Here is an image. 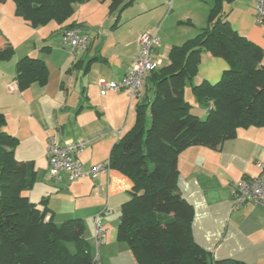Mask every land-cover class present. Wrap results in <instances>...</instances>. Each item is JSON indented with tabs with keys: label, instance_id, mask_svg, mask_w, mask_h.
<instances>
[{
	"label": "crops",
	"instance_id": "obj_1",
	"mask_svg": "<svg viewBox=\"0 0 264 264\" xmlns=\"http://www.w3.org/2000/svg\"><path fill=\"white\" fill-rule=\"evenodd\" d=\"M108 5L109 0L75 4L72 18L58 25L59 42L50 44L46 43L49 34L42 35L38 28L20 22L13 5L8 8L6 0L1 2L0 33L13 46L6 29L16 26L20 46L18 50L14 44L10 61L0 62V112L6 119L4 131L19 141L16 160L32 164L37 179L38 174L42 176L41 198L47 195L53 222L81 220L91 256L97 252L101 264H137L127 245L116 240L120 207L129 199V179L106 168L95 180L86 176L71 184L51 182L46 175V147L50 139L59 144L83 141L86 148L77 157L83 170L107 166L112 147L133 127L135 109L149 96L150 83L146 79L140 99H130L125 91L100 96L98 82L119 81L127 74L138 52L137 40L146 31L158 35L155 58L159 68L166 65L172 46L205 28L209 5L199 0H135L118 19L109 14ZM223 11L232 29L264 52V26L255 22V0H231ZM187 22L191 26L180 24ZM70 23L91 39L86 51L74 56L62 47ZM25 56L45 62L49 71L46 86L33 84L24 92L17 90L15 65ZM225 69L223 60L203 54L194 82L215 84ZM10 85L15 86L14 91L9 90ZM188 91L185 89L184 98L195 105ZM263 159L264 127L238 129L218 150L195 146L177 158V188L192 209L193 242L213 260L264 264L263 208L254 204L232 207L234 185L256 177L255 162ZM32 190L26 193L29 200ZM61 200L66 203L64 214L59 213ZM95 221L106 230L98 248Z\"/></svg>",
	"mask_w": 264,
	"mask_h": 264
},
{
	"label": "trees",
	"instance_id": "obj_2",
	"mask_svg": "<svg viewBox=\"0 0 264 264\" xmlns=\"http://www.w3.org/2000/svg\"><path fill=\"white\" fill-rule=\"evenodd\" d=\"M11 1L14 16L37 29L51 22L65 24L75 4L91 0ZM134 1L109 0V14L118 19ZM199 1L209 5L207 25L172 46L168 63L148 75L149 96L137 105L133 127L114 144L107 162L108 169L131 182L129 199L120 207L116 240L127 245L137 264H243L213 260L193 242L192 209L177 188V158L195 146L218 150L238 129L264 127V52L230 26L223 7L231 0ZM76 27L70 23L65 30ZM203 54L227 64L215 84H192ZM13 56L0 33V62ZM48 79L42 59L25 56L16 62L19 92L33 84L44 87ZM187 85L206 111L204 120L191 114L192 105L184 98ZM5 124L0 112V264H91L82 221L57 225L47 198L37 204L26 196L36 172L32 164L16 160L19 141L4 131Z\"/></svg>",
	"mask_w": 264,
	"mask_h": 264
},
{
	"label": "built area",
	"instance_id": "obj_3",
	"mask_svg": "<svg viewBox=\"0 0 264 264\" xmlns=\"http://www.w3.org/2000/svg\"><path fill=\"white\" fill-rule=\"evenodd\" d=\"M255 22L264 26V0H255ZM90 36L81 28L76 27L66 30L62 38V47L71 56L78 52H85L90 44ZM159 37L155 32H143L138 40V52L132 58L129 71L119 81H99V95L105 96L109 93L125 91L130 99H140L144 82L151 72L156 71L160 62L155 58V51L159 45ZM10 91L15 90L14 85L9 86ZM86 143L83 141L59 144L50 139L46 148L48 169L46 172L49 181L54 183H74L83 177L95 180L99 173L104 172L107 166L94 165L84 171L78 161V156L83 153ZM257 176L242 179L233 187L232 207L234 209L244 207L248 204L258 205L264 210V159L255 162ZM95 246L101 244V238L106 233L100 222H94ZM91 264H101L96 252L92 256Z\"/></svg>",
	"mask_w": 264,
	"mask_h": 264
},
{
	"label": "rangeland",
	"instance_id": "obj_4",
	"mask_svg": "<svg viewBox=\"0 0 264 264\" xmlns=\"http://www.w3.org/2000/svg\"><path fill=\"white\" fill-rule=\"evenodd\" d=\"M6 2H7V7L8 8L10 6H12V5L14 7V4H13V2L11 0H6ZM113 17L116 18V15L112 16V18ZM20 22H21V20H20ZM8 28L9 29H6V30H7V32H10L9 34H11V38H13V40H14V41H10V42H11V44H13V46H14V44H16V46H17L16 48L18 49V47L20 46L19 45L20 44V37H18V30H17L16 26H9ZM54 30H56V31H54ZM38 31H40V33H42V35L49 34L50 37H48V39L46 40V43L57 44V42H59V39H60V29L58 28V25L55 22H52V23L48 24L44 28H41V27L38 28ZM31 38H33V36H31ZM29 43H32V42L29 41ZM18 54H21V53L18 52ZM192 84L196 85L197 83L194 82V80H193ZM186 89H189L188 88V85H187ZM187 93H188L187 95L191 96V94L189 93V91ZM189 96H187V98ZM193 100H194V98H193ZM193 102L196 103V104L195 105L194 104H191L192 106L193 105L195 106V107H192L191 106V110H190L191 111V114L196 115L201 120H204L206 118V111H205V109L203 107L199 106V104L195 100ZM40 179H41V183H44L43 180H42V176L38 174V179H37V176H36V180H35V183H34V188L30 192V201L33 202V203H37V204L41 200V197H42V194H43L42 193V190L44 189V187L42 186L43 184L41 185L40 182H39ZM43 196H44V198H47L48 199V197H47L46 194H44ZM59 204L62 206V208L59 210V213L60 214H64L65 211H66V209L64 208L66 206V203L61 200L59 202ZM67 246H68V248H69V250H70L71 253L74 252V249H73V246L72 245L69 244Z\"/></svg>",
	"mask_w": 264,
	"mask_h": 264
}]
</instances>
